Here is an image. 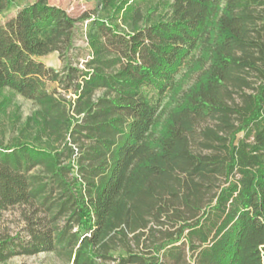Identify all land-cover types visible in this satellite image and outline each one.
<instances>
[{
	"label": "trees",
	"instance_id": "trees-1",
	"mask_svg": "<svg viewBox=\"0 0 264 264\" xmlns=\"http://www.w3.org/2000/svg\"><path fill=\"white\" fill-rule=\"evenodd\" d=\"M104 2L106 19L37 0L0 25V90L36 104L32 140L0 147V210L45 213L28 241L0 235V264H264V0ZM83 19L85 70L72 66ZM53 52L63 75L39 59ZM187 64L197 81L162 120ZM48 81L73 91L72 114Z\"/></svg>",
	"mask_w": 264,
	"mask_h": 264
},
{
	"label": "rangeland",
	"instance_id": "rangeland-1",
	"mask_svg": "<svg viewBox=\"0 0 264 264\" xmlns=\"http://www.w3.org/2000/svg\"><path fill=\"white\" fill-rule=\"evenodd\" d=\"M37 0H17L12 9L0 13V25L6 24L7 21L14 18L18 11L26 5L33 3ZM106 1V0H105ZM115 1H123V0H115ZM134 3H141L144 7L147 1L154 0H132ZM48 2L52 5L63 7L74 17L81 18L85 17L91 18L92 16L95 18L106 19L108 16L112 15L111 6H107L104 0H48ZM262 8V7H261ZM91 20H81L78 23V33H77V50L72 51V66L79 67L81 70H85V60L88 59L91 54L90 46H89V37L87 32L89 30V26L91 24ZM125 30H129L126 28ZM41 61L45 63L46 66L53 68L56 72L61 73L63 75L65 73L64 68V60L60 58L58 52H53L44 57L39 58ZM191 65L187 64L183 66L176 74L175 80L177 81L176 87L166 93L164 99L162 101L163 106L166 108V114L163 116L162 120H165L168 117L169 111L181 100L184 92L188 91L197 81V73L189 71ZM48 90L51 93H54L57 97H64L66 101H64L67 107L70 109V113L72 114V107L74 101L76 100V96L73 91L67 93L62 89L60 84L52 81H48ZM177 92V90H179ZM149 94L154 95V91L152 89H148ZM236 97H238L236 95ZM5 99H10L8 102V106L3 107V102ZM8 100H6L7 103ZM5 103V104H6ZM36 109V104L34 101L28 100L24 98L20 94H14L10 89H1L0 90V147L9 146L18 140H26L30 138L27 136L28 132H25L24 126L26 119L32 114V112ZM205 124H202L205 127ZM32 140V138H30ZM253 137L247 139L244 133H240L237 136V143L246 142L247 144H252ZM73 146V145H72ZM75 146V145H74ZM80 146V145H76ZM75 146V147H76ZM195 151L198 152H207L208 150H203L201 146L197 143L193 146ZM1 150V148H0ZM223 180V179H222ZM220 180L218 183L223 182ZM36 205H27V204H19L8 209H4V211L0 210V235L2 236H10V237H19L22 240L28 241L30 240L28 229L33 226L36 220L40 217H44L45 213L43 211H38L36 209ZM19 241V240H18ZM20 242V241H19ZM187 252V246H183ZM114 255H118L119 257H125L124 251L119 249ZM192 259V258H191ZM173 261H168L167 264H172ZM5 264H67L66 260L58 256L55 253L49 252H40L36 255H14L9 260L5 262Z\"/></svg>",
	"mask_w": 264,
	"mask_h": 264
},
{
	"label": "built area",
	"instance_id": "built-area-1",
	"mask_svg": "<svg viewBox=\"0 0 264 264\" xmlns=\"http://www.w3.org/2000/svg\"><path fill=\"white\" fill-rule=\"evenodd\" d=\"M107 264H122L119 258L110 260Z\"/></svg>",
	"mask_w": 264,
	"mask_h": 264
}]
</instances>
